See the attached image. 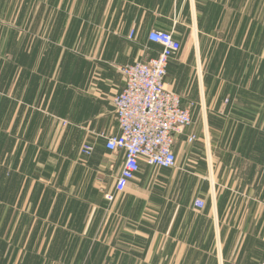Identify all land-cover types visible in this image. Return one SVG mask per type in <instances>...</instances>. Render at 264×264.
Returning <instances> with one entry per match:
<instances>
[{
    "label": "crops",
    "instance_id": "1",
    "mask_svg": "<svg viewBox=\"0 0 264 264\" xmlns=\"http://www.w3.org/2000/svg\"><path fill=\"white\" fill-rule=\"evenodd\" d=\"M153 30L191 124L109 203L117 68ZM263 237L264 0H0V264H258Z\"/></svg>",
    "mask_w": 264,
    "mask_h": 264
},
{
    "label": "built area",
    "instance_id": "2",
    "mask_svg": "<svg viewBox=\"0 0 264 264\" xmlns=\"http://www.w3.org/2000/svg\"><path fill=\"white\" fill-rule=\"evenodd\" d=\"M132 36L131 32L129 37ZM148 42L160 48L154 58L117 68L124 87L112 103L120 132L104 139L106 149L112 153L122 151L124 160L113 193L105 195L109 203L135 178L140 162L162 169L177 168L172 146L176 137L191 124L189 108L181 107L179 96L165 85L168 63L181 50L180 43L171 33L158 30L148 34ZM194 140L195 136L188 138V142ZM92 152V145L81 146L82 156H90ZM194 204L197 208L203 207L198 200ZM258 264H264V258Z\"/></svg>",
    "mask_w": 264,
    "mask_h": 264
}]
</instances>
